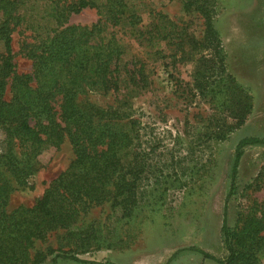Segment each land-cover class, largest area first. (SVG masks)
<instances>
[{"label":"rangeland","instance_id":"obj_1","mask_svg":"<svg viewBox=\"0 0 264 264\" xmlns=\"http://www.w3.org/2000/svg\"><path fill=\"white\" fill-rule=\"evenodd\" d=\"M51 1L27 0L22 6L29 22L17 25L13 34V62L18 73L33 69L32 59L23 50L24 40L32 39L27 25L47 24L41 16L51 10ZM134 1H142L145 24L161 13L170 21L166 24L175 26L185 39L181 52H174L177 38L173 37L169 44L162 42L166 56L149 55L151 84L131 99L129 112L141 126L138 146L148 153L136 208L131 217L124 218L108 202L88 206L68 226L35 241L32 257L45 255L39 264H221L202 251L220 259L227 255L222 240L223 212L236 149L244 138L264 139V0H199L192 7H187L188 0ZM205 6L226 58L223 74L213 68L208 73V89L202 93L196 88L199 63L195 58L209 51L193 45L205 34L207 20L201 10ZM98 18L95 8L86 7L71 13L68 23L92 25ZM124 40L129 57L142 50L129 37ZM152 48L156 51L157 46ZM236 85L248 93L252 105L241 123L232 107L234 96L228 93ZM87 98L106 107L116 103L111 92H90ZM216 132L224 138L215 137ZM4 133L0 129V152ZM74 158L73 145L66 138L59 147L51 146L37 156L36 170L27 183L6 171L15 187L8 209L32 206ZM235 185L236 191L228 199L230 225L237 222L238 208L264 200V143L243 147ZM89 228L96 230L102 247L97 248L95 238H89L92 245L83 250L70 235L73 230Z\"/></svg>","mask_w":264,"mask_h":264},{"label":"trees","instance_id":"obj_2","mask_svg":"<svg viewBox=\"0 0 264 264\" xmlns=\"http://www.w3.org/2000/svg\"><path fill=\"white\" fill-rule=\"evenodd\" d=\"M26 1L0 0V129L5 131L0 152V264L41 263L45 255L32 257L35 241L68 226L90 205L108 202L114 211L121 210L122 217H131L137 205L139 179L148 165L145 147L138 146L142 143L141 126L129 112L131 99L151 84L153 66L149 55L166 56L162 42L169 44L173 37L177 38L174 52L183 49L185 41L175 26L166 24L170 21L161 13L145 24L142 1L52 0L51 10L41 16L47 24L27 25L32 39L24 40L23 50L32 59L33 69L18 73L13 62V34L17 25L29 22L28 11L22 7ZM194 4H199V0L186 3L187 7ZM86 7L98 11L95 23H68L71 13ZM201 10L207 26L200 41L194 39L193 47L209 51L208 55L201 52L195 58L199 63L196 88L205 93L208 73L214 68L223 74L226 56L210 9ZM125 36L142 49L132 57ZM202 65L205 69H201ZM90 92L114 93L116 103L98 105L87 98ZM228 93L234 96L232 107L241 123L251 109L250 97L237 85ZM214 136L224 138L217 132ZM66 138L75 153L68 168L32 206L9 210L15 187L6 171L20 183H27L36 170L37 156L51 146L59 147ZM259 142L264 143V139L244 138L236 149L223 212L226 257L220 259L202 251L221 264H264V200L238 208L237 222L230 225L228 221V199L236 191L243 147ZM96 233L89 228L73 230L70 235L87 250L92 245L89 238H95L97 248L102 247ZM71 258L79 260L75 255Z\"/></svg>","mask_w":264,"mask_h":264}]
</instances>
